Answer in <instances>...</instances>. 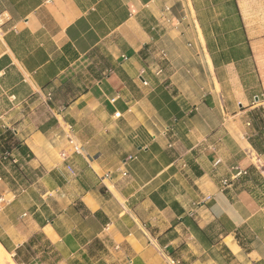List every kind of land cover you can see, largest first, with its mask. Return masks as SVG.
<instances>
[{
    "label": "crops",
    "instance_id": "1",
    "mask_svg": "<svg viewBox=\"0 0 264 264\" xmlns=\"http://www.w3.org/2000/svg\"><path fill=\"white\" fill-rule=\"evenodd\" d=\"M0 243L264 264V0H0Z\"/></svg>",
    "mask_w": 264,
    "mask_h": 264
},
{
    "label": "built area",
    "instance_id": "2",
    "mask_svg": "<svg viewBox=\"0 0 264 264\" xmlns=\"http://www.w3.org/2000/svg\"><path fill=\"white\" fill-rule=\"evenodd\" d=\"M144 83H146V82L144 81ZM72 133H73L72 128H69L68 141H69L70 146L72 147V152L73 153H76V154H79L81 152V147L76 142V140H75V138H74V136H73ZM4 155L5 156H9L10 155V153L8 152V150L5 151ZM62 156L64 158H67V154L66 153H62ZM69 169H70V167H69ZM236 170H237V175H243V174H246L247 173L246 170L240 169L239 167H237ZM127 174L128 173L126 171L123 172V175L124 176H126ZM223 183H224L225 186H227V184L229 183V180L226 179V180H224ZM128 260L131 261L130 258H128Z\"/></svg>",
    "mask_w": 264,
    "mask_h": 264
},
{
    "label": "bare ground",
    "instance_id": "3",
    "mask_svg": "<svg viewBox=\"0 0 264 264\" xmlns=\"http://www.w3.org/2000/svg\"><path fill=\"white\" fill-rule=\"evenodd\" d=\"M254 155V154H253ZM254 158V157H253ZM252 158V159H253ZM260 164V163H259ZM262 167V166H261ZM8 255V252L4 249L2 244L0 243V264H6L7 261L5 262V257ZM9 260V259H8ZM11 260V259H10ZM7 264H16L13 260L8 262Z\"/></svg>",
    "mask_w": 264,
    "mask_h": 264
},
{
    "label": "trees",
    "instance_id": "4",
    "mask_svg": "<svg viewBox=\"0 0 264 264\" xmlns=\"http://www.w3.org/2000/svg\"><path fill=\"white\" fill-rule=\"evenodd\" d=\"M34 241H35L34 239L31 240V242L29 243V245H31ZM47 246H50L49 243L46 244V248H47ZM47 250H48V248L46 249V251H47ZM49 250H54V249L50 248ZM54 252H55V251H54ZM54 254H55V253H54ZM19 255H20V251L18 250V251H17V254L15 255V260H17L18 262H20V260H19Z\"/></svg>",
    "mask_w": 264,
    "mask_h": 264
},
{
    "label": "rangeland",
    "instance_id": "5",
    "mask_svg": "<svg viewBox=\"0 0 264 264\" xmlns=\"http://www.w3.org/2000/svg\"><path fill=\"white\" fill-rule=\"evenodd\" d=\"M8 259H9V260H8ZM10 259L13 260V258L8 254V255L5 257V262H6V261H7V263L10 262V261H11ZM7 263H6V264H7Z\"/></svg>",
    "mask_w": 264,
    "mask_h": 264
}]
</instances>
